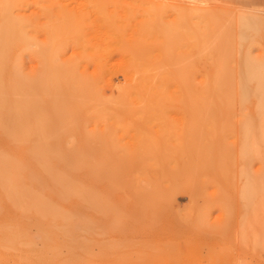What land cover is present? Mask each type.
<instances>
[{
    "label": "rangeland",
    "instance_id": "obj_1",
    "mask_svg": "<svg viewBox=\"0 0 264 264\" xmlns=\"http://www.w3.org/2000/svg\"><path fill=\"white\" fill-rule=\"evenodd\" d=\"M0 45V264H264V0H0Z\"/></svg>",
    "mask_w": 264,
    "mask_h": 264
},
{
    "label": "bare ground",
    "instance_id": "obj_2",
    "mask_svg": "<svg viewBox=\"0 0 264 264\" xmlns=\"http://www.w3.org/2000/svg\"><path fill=\"white\" fill-rule=\"evenodd\" d=\"M2 37H3V36H2ZM3 41H4V40H3ZM0 46H1V45H0ZM1 47H3V46H1ZM1 47H0V49H2V50L4 51V49L1 48ZM0 51H1V50H0ZM3 51H1V53H2ZM0 56L3 57V54H1ZM2 60H3V59H2ZM0 61H1V60H0ZM1 66H2V65H0V67H1ZM51 69H52V68H51ZM53 73L56 74L57 72L55 71V72H53ZM54 76H55V75H54ZM52 80L55 81V77H53ZM35 202H36V201H35ZM15 203H16V202H15ZM30 203H32V202H30ZM36 207H37V206H36ZM38 208H39V207H38ZM35 210H37V209H35Z\"/></svg>",
    "mask_w": 264,
    "mask_h": 264
}]
</instances>
